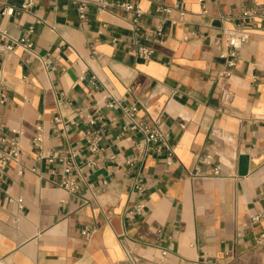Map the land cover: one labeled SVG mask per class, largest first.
<instances>
[{"label":"crops","instance_id":"crops-1","mask_svg":"<svg viewBox=\"0 0 264 264\" xmlns=\"http://www.w3.org/2000/svg\"><path fill=\"white\" fill-rule=\"evenodd\" d=\"M23 1L0 0V41L31 27L33 42L0 52V150L16 139L22 152L0 183V264H264V20L233 66L217 42L264 0H107L136 3V23L94 0L83 17L77 0ZM137 45L151 55L136 56ZM113 99L168 134L170 163L165 146L124 128ZM90 126L103 133L98 152L85 144ZM48 151L75 153L78 190L55 183L61 166ZM139 199L144 212L130 214Z\"/></svg>","mask_w":264,"mask_h":264},{"label":"built area","instance_id":"built-area-1","mask_svg":"<svg viewBox=\"0 0 264 264\" xmlns=\"http://www.w3.org/2000/svg\"><path fill=\"white\" fill-rule=\"evenodd\" d=\"M78 2V10L81 13V16H84V9L87 0H77ZM95 4L99 9H105L111 6L120 7L126 11H130L134 14L133 22L136 23L138 21V17L142 13L141 8L134 2L129 1H107V0H94ZM34 4V0H24L22 3L23 10H29V8ZM159 9L164 12L170 11V7L168 5H160ZM179 10V18L181 19L185 14V11L182 5H178ZM205 12L206 9H203ZM12 9H3L2 13H11ZM178 19H172L176 21ZM257 20H264V2L258 5H255L252 8L242 9L240 13V19L234 23L231 27L223 26L222 27V34L217 39V42L223 38V49L221 50V55L224 57L225 62L229 66H233L236 63V59L238 56V51L242 47L244 43H246L251 34L253 29V22ZM32 32V28L30 27L27 30L26 35L20 36L18 38H11L7 32L1 31L2 37H8L7 41H0V52L2 51H11L15 45H22L25 50L31 51L33 48V42L27 34ZM133 52L136 56L141 58H148L151 53L152 49L144 45H137L133 48ZM109 107H117L120 106L123 109L124 115L128 118L124 128L131 129L137 132L142 133L145 136V144L147 143H156L157 150H160L161 147L165 146L169 150V156L167 162H171L170 156L172 155V148L168 144V134L162 130L158 123H150L145 119H139L136 117V106H122L121 99H113L107 102ZM102 115L100 113L89 115L88 123L94 124L97 119H101ZM57 119V118H56ZM1 130V125H0ZM36 134L33 138L34 145L37 146L39 149L42 147V128L41 125H37L36 127ZM102 131L99 128L95 127H88L86 129V147L92 152H98L100 150V141L102 139ZM4 140V139H0ZM144 144V145H145ZM11 147L8 150H0V183L3 178L5 167L9 160H17L22 152L18 147V142L16 139L10 140ZM143 143L139 142L136 144L137 148L141 149L144 146ZM46 158L49 163L58 162L61 166L60 177L55 182L59 186L66 188L70 191H76L80 187V181L76 178L73 174V162L72 158L75 156V153L72 152L70 154H63L58 151H48L43 154H40ZM211 159V155H206L201 157L203 162L209 163ZM132 161V160H131ZM214 172L217 173V167L214 168ZM134 190L138 195H141L145 190V184L142 179H137L134 184ZM145 210V202L144 199H139L135 202L128 212L132 215L139 216ZM260 215L253 216V221H259ZM94 229L87 228L83 231V234L86 238L91 237L93 234ZM257 243L260 246H264V234H262L258 239ZM167 254L166 250L162 251V257H165ZM129 260L132 264H138L139 259L138 257L130 256ZM147 264V263H145Z\"/></svg>","mask_w":264,"mask_h":264}]
</instances>
